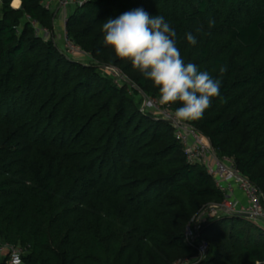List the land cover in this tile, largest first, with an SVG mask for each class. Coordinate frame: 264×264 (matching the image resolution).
<instances>
[{
	"label": "trees",
	"instance_id": "trees-1",
	"mask_svg": "<svg viewBox=\"0 0 264 264\" xmlns=\"http://www.w3.org/2000/svg\"><path fill=\"white\" fill-rule=\"evenodd\" d=\"M12 1L0 4V240L27 246L22 264H264V230L241 216L202 223V258L185 241L190 219L223 195L187 161L172 125L141 110L158 90L102 32L137 8L170 22L185 63L222 80L220 97L189 123L264 195V0L75 3L64 29L87 62L56 42L55 9Z\"/></svg>",
	"mask_w": 264,
	"mask_h": 264
},
{
	"label": "clouds",
	"instance_id": "clouds-1",
	"mask_svg": "<svg viewBox=\"0 0 264 264\" xmlns=\"http://www.w3.org/2000/svg\"><path fill=\"white\" fill-rule=\"evenodd\" d=\"M215 23L209 20L208 27ZM102 32L104 45L119 59L130 62L158 90L153 107L179 105L172 114V123L202 119L213 99L220 97L221 78H214L194 63H185L177 47V33L163 16H151L143 8L133 9L106 20ZM186 39L191 45L197 43L191 33L186 34ZM226 71L227 67L221 66L220 76Z\"/></svg>",
	"mask_w": 264,
	"mask_h": 264
},
{
	"label": "built area",
	"instance_id": "built-area-1",
	"mask_svg": "<svg viewBox=\"0 0 264 264\" xmlns=\"http://www.w3.org/2000/svg\"><path fill=\"white\" fill-rule=\"evenodd\" d=\"M84 0H42V5L48 9H55L56 16L63 18L65 22L66 8L69 4H81ZM1 4V0H0ZM56 18L54 19V23ZM36 31L49 34L46 28L36 26ZM63 30V31H62ZM60 45L67 55H82L89 57L82 49L75 44L66 33L64 26L61 28ZM76 57V56H75ZM90 58V57H89ZM113 68V67H109ZM108 68V69H109ZM116 76L124 79V76L115 68ZM110 70V69H109ZM156 99L143 95L141 110H151L161 119L169 122L174 130L175 137L182 145L183 153L187 161L199 163L213 177L215 186L222 193L223 199L219 202H211L189 221L185 229L186 242L194 245L198 252V259L205 256L207 243L204 239L195 240L199 236L202 223L213 217L225 215H237L249 219L264 230V195L257 186L243 177L235 167L234 160L228 156L218 157L209 140L200 134L189 122L184 124L172 123L171 117L174 113L168 107H153ZM27 246L12 244L0 240V261L5 264H22V256ZM189 259H180L174 264H191Z\"/></svg>",
	"mask_w": 264,
	"mask_h": 264
},
{
	"label": "rangeland",
	"instance_id": "rangeland-1",
	"mask_svg": "<svg viewBox=\"0 0 264 264\" xmlns=\"http://www.w3.org/2000/svg\"><path fill=\"white\" fill-rule=\"evenodd\" d=\"M75 7V3H72V4H69L66 8L67 11H71L73 8ZM64 26V22H63V18L62 17H59L58 15L56 16V21L54 23V28H55V31H54V37L56 39V42L59 44V46L61 47L60 45V40H61V28ZM63 31V30H62ZM43 37H47V34H43ZM62 48V47H61ZM71 57H74V59L76 60H80V61H83V62H87L89 57H84L82 55H70ZM76 56V57H75ZM111 71V74L116 76V72L114 71L113 68H109ZM140 106H142V98H140ZM149 113H151L152 115H155V116H158L155 112L151 111V110H148Z\"/></svg>",
	"mask_w": 264,
	"mask_h": 264
},
{
	"label": "bare ground",
	"instance_id": "bare-ground-1",
	"mask_svg": "<svg viewBox=\"0 0 264 264\" xmlns=\"http://www.w3.org/2000/svg\"><path fill=\"white\" fill-rule=\"evenodd\" d=\"M13 5L17 6L18 5V0H14Z\"/></svg>",
	"mask_w": 264,
	"mask_h": 264
},
{
	"label": "crops",
	"instance_id": "crops-1",
	"mask_svg": "<svg viewBox=\"0 0 264 264\" xmlns=\"http://www.w3.org/2000/svg\"><path fill=\"white\" fill-rule=\"evenodd\" d=\"M13 2H14V0L12 1V6H13V7H19V5H20V0H18V5H17V6H14V5H13Z\"/></svg>",
	"mask_w": 264,
	"mask_h": 264
},
{
	"label": "water",
	"instance_id": "water-1",
	"mask_svg": "<svg viewBox=\"0 0 264 264\" xmlns=\"http://www.w3.org/2000/svg\"><path fill=\"white\" fill-rule=\"evenodd\" d=\"M128 83H129L130 86H133V84H132L131 82L128 81ZM213 150H214V149H213Z\"/></svg>",
	"mask_w": 264,
	"mask_h": 264
}]
</instances>
